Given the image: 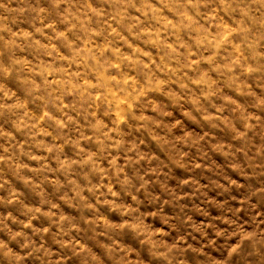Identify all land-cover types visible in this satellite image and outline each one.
Returning <instances> with one entry per match:
<instances>
[{
    "label": "clouds",
    "instance_id": "obj_1",
    "mask_svg": "<svg viewBox=\"0 0 264 264\" xmlns=\"http://www.w3.org/2000/svg\"><path fill=\"white\" fill-rule=\"evenodd\" d=\"M0 264H264V0H0Z\"/></svg>",
    "mask_w": 264,
    "mask_h": 264
}]
</instances>
